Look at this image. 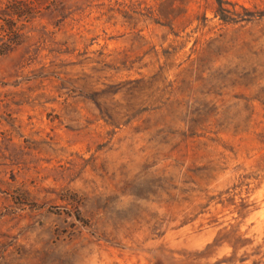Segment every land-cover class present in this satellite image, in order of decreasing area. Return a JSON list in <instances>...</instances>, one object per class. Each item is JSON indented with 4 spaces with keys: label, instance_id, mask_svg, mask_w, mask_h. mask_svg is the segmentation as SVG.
Returning <instances> with one entry per match:
<instances>
[{
    "label": "rangeland",
    "instance_id": "374dc122",
    "mask_svg": "<svg viewBox=\"0 0 264 264\" xmlns=\"http://www.w3.org/2000/svg\"><path fill=\"white\" fill-rule=\"evenodd\" d=\"M0 7V264H264V0Z\"/></svg>",
    "mask_w": 264,
    "mask_h": 264
},
{
    "label": "trees",
    "instance_id": "16d2710c",
    "mask_svg": "<svg viewBox=\"0 0 264 264\" xmlns=\"http://www.w3.org/2000/svg\"><path fill=\"white\" fill-rule=\"evenodd\" d=\"M4 7V6H3ZM7 7H0V18L3 16V20L0 19V56H4L12 51L17 44L14 42L16 39V34L12 31L14 30V23L9 19H6L8 16Z\"/></svg>",
    "mask_w": 264,
    "mask_h": 264
}]
</instances>
